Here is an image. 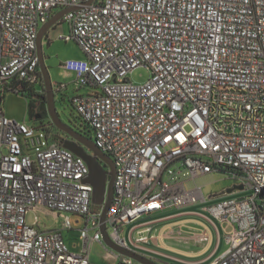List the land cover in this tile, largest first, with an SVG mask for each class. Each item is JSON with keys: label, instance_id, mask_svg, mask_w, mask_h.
I'll use <instances>...</instances> for the list:
<instances>
[{"label": "built area", "instance_id": "built-area-1", "mask_svg": "<svg viewBox=\"0 0 264 264\" xmlns=\"http://www.w3.org/2000/svg\"><path fill=\"white\" fill-rule=\"evenodd\" d=\"M65 9L70 33L59 39L87 57L64 65L87 89L72 103L116 167L106 219L113 242L145 249L139 225L129 240L121 228L207 203L195 183L221 171L241 182L232 195L247 194L225 191L205 207L217 231L215 221L228 226V248L209 264H264V0H0V264H91L92 245L103 241L86 162L2 108L20 84L44 83L38 34ZM138 68L151 71L148 82L129 79ZM30 211L84 216L83 250L65 242L69 217L46 231L38 217L28 225Z\"/></svg>", "mask_w": 264, "mask_h": 264}, {"label": "rangeland", "instance_id": "rangeland-1", "mask_svg": "<svg viewBox=\"0 0 264 264\" xmlns=\"http://www.w3.org/2000/svg\"><path fill=\"white\" fill-rule=\"evenodd\" d=\"M64 24L60 23L56 28H52L48 33V38L51 41V46H45V52L51 53V58L45 57V65L48 68V71L51 75V79L54 85V89L56 93V108L59 113L60 118L70 125L73 128H79L81 121L77 117V114L74 110L73 104L71 102L72 98L87 93L86 88H80L77 82H71L66 88L62 89L61 92H58L57 88H59L62 82L53 76L51 69H49L50 63L52 62L55 66L59 67V61L57 56L60 54L62 57L69 56L71 54H84L81 50L80 46L75 42H64L59 39L61 34L69 35L68 33H63L61 31V27ZM58 54V55H57ZM151 71L147 68H138L132 74L129 75V79L136 84H144L151 79ZM34 96L33 98H36ZM2 108L4 114L13 118L21 123L27 124L32 127H41L45 126L49 132H52L54 135L57 134L55 130L48 124L47 121L36 122L35 120H31L28 117V108L26 103V98L22 95H17L14 93H8L2 102ZM51 134V133H50ZM51 134V136H53ZM197 186L202 187L203 194L207 199V203L205 204H196L193 206H189L183 209L170 210L169 212L163 213L162 216H167L171 214H182L183 211L191 210L195 212L206 213L205 207L214 204L220 197V195L226 190L238 186L241 182L238 179L231 177L229 174L225 172H213L211 175H202L200 179L195 183ZM195 184H188V188H192ZM247 192L241 191L240 193L234 195H228L230 197L243 198L245 197ZM36 217L39 219L38 228L43 230H54V229H62L64 217H69L72 229L65 230L63 232V236L65 242L72 253H80L83 250V240L81 238V230L86 227V219L84 216L79 214H62L55 215L51 212H28L26 215V222L28 225L33 226L36 223ZM155 217L151 215H145L142 219L131 223L130 225H126L121 228V236L129 240V230L145 221H151ZM174 221L182 220V218L178 217L173 219ZM217 222V221H216ZM216 234V233H215ZM217 239V235H216ZM228 248L225 243H222V249L220 253L226 251ZM132 250L138 253H142L139 249H135L131 247ZM143 254V253H142ZM220 255V254H219ZM90 261L91 264H120L122 263V256L119 255L116 251L108 247L103 241L96 242L92 245L90 250ZM133 264H139L133 261Z\"/></svg>", "mask_w": 264, "mask_h": 264}, {"label": "crops", "instance_id": "crops-1", "mask_svg": "<svg viewBox=\"0 0 264 264\" xmlns=\"http://www.w3.org/2000/svg\"><path fill=\"white\" fill-rule=\"evenodd\" d=\"M60 11L62 10H56L51 18ZM60 23L64 24L61 27V31L70 33V26L62 20L52 28H56ZM50 42L47 34L42 42L44 59L45 57L51 58V53H46L44 49L45 46H51ZM86 58V55L82 53L64 57L60 54V56H57L60 63L58 68L52 62L50 63L49 69H51L53 76L62 82L59 85L60 87L57 88L58 92H61L71 82H77L76 75L65 69V63L71 60L82 61L86 60ZM56 141L59 142L58 139ZM170 210L177 209L168 208L155 212L151 215L155 217L153 220L137 224L139 227L134 233V237L139 238L143 235L149 238L147 243L142 244L145 249L140 250L144 255L165 264H209L221 254L222 243L224 242L226 245L225 231L228 230V226L223 225L220 221H215L216 225L219 226V231H217L206 218L202 217L208 216L207 211L206 213H201L187 210L179 215L174 213L162 216L163 213ZM178 217L182 218V220H173ZM145 223H153L149 226L151 228L150 231H147V226H142ZM203 235L208 237L207 241L201 239Z\"/></svg>", "mask_w": 264, "mask_h": 264}, {"label": "water", "instance_id": "water-1", "mask_svg": "<svg viewBox=\"0 0 264 264\" xmlns=\"http://www.w3.org/2000/svg\"><path fill=\"white\" fill-rule=\"evenodd\" d=\"M72 10L73 9H65L60 11L41 27L38 34L37 49L40 60V70L44 80L48 115L52 124L70 137V139L62 141L63 148L69 150L75 156L82 158L89 168L88 177L84 182L93 187L92 202L96 207L102 209L100 222L103 242L119 255L128 257L139 264H165L153 260L144 254L135 252L134 250L120 247L113 242L108 234L106 219L114 197V183L116 180V167L114 161L109 155L103 153L92 139L78 133L70 125L65 123L60 118L57 111L56 91L51 75L45 65L42 42L52 27L60 22L62 18ZM103 164H105L108 169H106ZM242 189V186H234L226 190V194L232 195L236 190Z\"/></svg>", "mask_w": 264, "mask_h": 264}, {"label": "trees", "instance_id": "trees-1", "mask_svg": "<svg viewBox=\"0 0 264 264\" xmlns=\"http://www.w3.org/2000/svg\"><path fill=\"white\" fill-rule=\"evenodd\" d=\"M20 88H21L20 95L25 97L28 103V117L31 120H35L36 122L47 121L48 119H50L48 112H47L46 101H36L35 99H33L34 96L42 97L39 91H37V88L33 85H28L25 83L20 84ZM41 88H43V86H41ZM77 117L80 119L78 115ZM80 121H81V124L78 129L73 128V127L72 128L78 133L90 139H93V134H94L93 129L87 123L83 122L81 119ZM41 127L45 128V126H41ZM45 130L48 131L47 129ZM53 139L57 140V137L53 136ZM103 166L106 169H108V167L105 164H103ZM120 264H123V263H120Z\"/></svg>", "mask_w": 264, "mask_h": 264}, {"label": "flooded vegetation", "instance_id": "flooded-vegetation-1", "mask_svg": "<svg viewBox=\"0 0 264 264\" xmlns=\"http://www.w3.org/2000/svg\"><path fill=\"white\" fill-rule=\"evenodd\" d=\"M41 86H43V88H41ZM37 91H39L40 95L43 97H36L34 98L36 101H46V93H45V88H44V83L38 84L37 85ZM48 124L53 128V130H55L57 132L56 135H54L52 132H50L51 134H53V136L57 137V139L59 141H65L67 139H70V137L63 133L62 131L58 130L51 122L50 119L47 120Z\"/></svg>", "mask_w": 264, "mask_h": 264}, {"label": "clouds", "instance_id": "clouds-1", "mask_svg": "<svg viewBox=\"0 0 264 264\" xmlns=\"http://www.w3.org/2000/svg\"><path fill=\"white\" fill-rule=\"evenodd\" d=\"M93 140V139H92ZM60 142V141H59ZM98 208V207H97Z\"/></svg>", "mask_w": 264, "mask_h": 264}]
</instances>
